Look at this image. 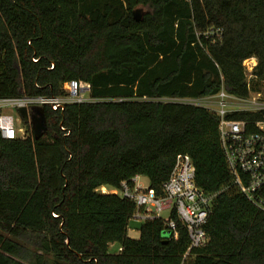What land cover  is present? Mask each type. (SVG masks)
I'll list each match as a JSON object with an SVG mask.
<instances>
[{
	"label": "trees",
	"instance_id": "trees-1",
	"mask_svg": "<svg viewBox=\"0 0 264 264\" xmlns=\"http://www.w3.org/2000/svg\"><path fill=\"white\" fill-rule=\"evenodd\" d=\"M70 80L92 100L43 106L44 137L23 120L26 137H0V264H264V212L232 183L218 116L163 100L247 98L264 80V0H0V98L62 96ZM228 118L252 132L264 109ZM178 154L214 194L208 242L185 260L174 215L176 239L161 219L131 238L134 204L98 191L139 175L158 192Z\"/></svg>",
	"mask_w": 264,
	"mask_h": 264
},
{
	"label": "built area",
	"instance_id": "built-area-1",
	"mask_svg": "<svg viewBox=\"0 0 264 264\" xmlns=\"http://www.w3.org/2000/svg\"><path fill=\"white\" fill-rule=\"evenodd\" d=\"M214 32L219 35L221 30L215 29ZM253 67L250 68V78H253ZM247 81L249 82V79ZM63 90L62 96L1 97L0 137L4 139L26 137L25 126L17 111L20 107L30 111L32 107L49 106L52 110H56L67 103L92 100L87 99L90 98V86L85 82L70 80L64 83ZM179 99L197 100L200 106L218 116L220 145L232 176V183L253 205L264 212V196L261 193L262 190L264 191V121H256L254 123L256 130L248 132L245 121L228 118V115L234 112L263 110L264 105H259L254 97L251 105L248 104L250 109L241 110L242 105L246 104L240 100L244 101L245 98L228 94L223 88L211 96ZM12 110L17 111V117H14ZM141 179V176L135 175L129 180L122 181L119 188H107L106 191L105 188L102 189L105 193L117 194L134 204L132 221L143 223L161 219L170 232L168 237L172 236L176 239L178 231L174 215L184 225L188 238V247L182 256L183 260L192 249L204 247L208 242L205 225L212 208L214 194H207L197 187L195 169L190 157L187 154H178L175 157L172 169L158 192ZM165 211L168 216L163 219L161 215Z\"/></svg>",
	"mask_w": 264,
	"mask_h": 264
},
{
	"label": "rangeland",
	"instance_id": "rangeland-1",
	"mask_svg": "<svg viewBox=\"0 0 264 264\" xmlns=\"http://www.w3.org/2000/svg\"><path fill=\"white\" fill-rule=\"evenodd\" d=\"M137 8H141L144 11V9L142 7H137ZM255 64H256V60L255 59H249V60H247V61L244 62V65L246 67L245 68L246 69V71H245L246 72V75H245L246 80L249 79V82H250L253 79V82L252 83L256 82V79H254L252 77H251L252 79L250 78V68L253 67ZM253 87L254 88L256 87V89H254V88L251 89L250 92H249L248 97L245 98L244 101L243 100H240L242 103H245L246 104V105H244V104L242 105L241 110H243V109L249 110L250 108L248 107V104L251 105V102H252V100H253L254 97H255L256 102L259 105H261V106L264 105V80L258 81L257 84H256V86H253ZM87 99H91V98H88L87 97ZM163 100L164 101H169V102H179V103H185V104H197V105H201L199 101H197V100H190V99L188 100V99H177V98L176 99H169V98H167V99H163ZM245 107H247V108H245ZM11 112L14 115V117H17L18 116V113H17L16 110H12ZM141 178H142L141 180L144 183H147V180L144 177H141ZM107 188L110 189V187L107 186L105 188V191H106ZM98 191H100L102 193H105V192H103L104 190L102 188H100ZM167 216H168V213L166 211L163 212L162 215H161V217L163 219H165ZM140 224H141V222H134L132 220L129 222L128 235L131 238H137L138 237V229H139ZM169 233L170 232L165 229L162 232V235L164 237H168ZM115 249H116V245H112L111 246V250H115Z\"/></svg>",
	"mask_w": 264,
	"mask_h": 264
},
{
	"label": "water",
	"instance_id": "water-1",
	"mask_svg": "<svg viewBox=\"0 0 264 264\" xmlns=\"http://www.w3.org/2000/svg\"><path fill=\"white\" fill-rule=\"evenodd\" d=\"M142 12L141 8L133 10L135 20L138 21L141 19ZM17 111L22 120L30 124L31 131L35 139L46 135L47 128L43 108L35 107L28 111L25 107H20Z\"/></svg>",
	"mask_w": 264,
	"mask_h": 264
},
{
	"label": "crops",
	"instance_id": "crops-1",
	"mask_svg": "<svg viewBox=\"0 0 264 264\" xmlns=\"http://www.w3.org/2000/svg\"><path fill=\"white\" fill-rule=\"evenodd\" d=\"M101 188H106V187H101Z\"/></svg>",
	"mask_w": 264,
	"mask_h": 264
},
{
	"label": "flooded vegetation",
	"instance_id": "flooded-vegetation-1",
	"mask_svg": "<svg viewBox=\"0 0 264 264\" xmlns=\"http://www.w3.org/2000/svg\"><path fill=\"white\" fill-rule=\"evenodd\" d=\"M32 108H35V107H32ZM32 108H31V109H32Z\"/></svg>",
	"mask_w": 264,
	"mask_h": 264
}]
</instances>
